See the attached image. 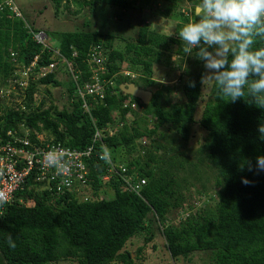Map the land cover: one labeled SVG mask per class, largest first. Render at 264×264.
Instances as JSON below:
<instances>
[{
    "label": "trees",
    "instance_id": "trees-1",
    "mask_svg": "<svg viewBox=\"0 0 264 264\" xmlns=\"http://www.w3.org/2000/svg\"><path fill=\"white\" fill-rule=\"evenodd\" d=\"M151 1L91 0L84 4L98 3L126 10L134 5L143 8ZM167 1L171 3L160 15L179 21L175 36L154 32L141 22L137 37L123 50L114 49V37L98 30L63 33L58 38L57 47L73 70L83 71L81 81L88 78L82 59L97 44L105 50V78L120 73L123 64L126 70L137 74L136 79L120 78L113 89L116 94H108L104 105L95 106L91 114L99 128L115 123L114 111H118L126 124L116 137L106 142L114 159L140 167L147 179L142 197L124 190L120 183H99L95 179L94 199L78 202L62 197L52 203L46 193L35 194L28 185L17 197L33 199L34 205L14 202L0 215V264H57L68 259H76L80 264H134L132 253L124 247L139 234L146 235L145 244L152 241L156 224L173 261L203 252L209 253L210 264H264V171L256 166L257 158L264 157V133L260 132L264 127V95L250 96L246 90L245 96L235 102L225 101L211 86V98L196 121L195 113L202 98V61L187 59L188 67L178 80L179 88L173 87L174 83L167 85L153 79L154 64L168 66L172 54L182 58L186 54L178 33L189 18L172 13L180 2L198 3V0ZM82 6L80 3V10ZM27 24L34 31L41 30ZM31 35L24 20L0 16V87L5 85L12 70L10 50L26 64L40 53L41 47L33 43ZM259 47H264V38H256L254 48ZM73 52L78 58H72ZM43 62L49 63L47 53ZM126 82L153 90L149 104L123 95L119 85ZM39 85L59 87L62 83L50 75L29 86L25 102L28 112L0 103V144L5 141L7 131L24 123L32 135L45 134L72 148L85 149L94 133L90 117L83 114L78 102L61 111L31 109ZM177 92L182 99L173 101L172 95ZM129 99L136 103V111L122 109V103ZM151 119L154 125L149 127ZM196 123L206 137L192 155L179 151L170 144L167 134L160 132L167 126L186 141L190 127ZM138 139L149 140V146L139 145L142 155L135 145ZM100 171L93 170L92 177H97ZM187 179L200 183L203 194L213 192L215 197H208L202 211L188 215L178 224H168L173 213H185L189 208L186 185L193 183ZM242 179H247L249 184H243ZM210 180L213 184L208 188ZM106 190L111 192L109 198L98 196L100 191L107 195ZM9 237L15 247L10 246ZM142 250L139 248L138 253Z\"/></svg>",
    "mask_w": 264,
    "mask_h": 264
},
{
    "label": "built area",
    "instance_id": "built-area-1",
    "mask_svg": "<svg viewBox=\"0 0 264 264\" xmlns=\"http://www.w3.org/2000/svg\"><path fill=\"white\" fill-rule=\"evenodd\" d=\"M4 15L11 19L24 20L14 0H0V16ZM25 27L30 30L33 43L41 47V51L27 64L19 61L16 52L9 51L12 70L5 80V85L0 87V103L5 106H16L28 112L25 102L29 86L50 75L56 78L57 72L63 68L72 87L68 96L69 103L70 105L79 103L83 114L90 117L94 133L85 149H77L41 133L35 132L32 135L24 123L7 131L5 141L0 144V215L7 205L14 202L28 207L34 205L33 199L17 197V194L23 192L28 185L29 188L33 187L35 194L46 193L52 203H56L62 197H66L67 201L74 199L78 202L94 199L95 179L99 183L112 181L120 183L124 190L141 198L147 179L142 176L140 167L114 159L106 142L109 138L116 137L126 124L120 119L118 111H114L115 123L99 128L91 114L95 106L104 105L108 94L111 96L116 94L113 89L120 78L136 79L137 74L123 70L109 79L105 78L107 71L105 50L103 46L97 44L92 45L82 59L88 78L81 81L83 71L73 70L60 49L49 43L43 31L32 30L26 22ZM45 53L49 56L48 64L43 62ZM72 58H78L76 52H73ZM36 94L33 95L31 109L35 105ZM121 107L137 110L136 103L131 99L123 102ZM127 124H130V121ZM135 145L142 155L140 146H147L146 140L138 139ZM46 153L51 155L46 156ZM93 170L94 172L101 170L95 178L92 177ZM98 196L100 197L99 194ZM179 214L181 218L179 217L178 223L184 216L183 212ZM168 224L172 223L168 221Z\"/></svg>",
    "mask_w": 264,
    "mask_h": 264
},
{
    "label": "rangeland",
    "instance_id": "rangeland-1",
    "mask_svg": "<svg viewBox=\"0 0 264 264\" xmlns=\"http://www.w3.org/2000/svg\"><path fill=\"white\" fill-rule=\"evenodd\" d=\"M91 0H14L16 6L20 10L23 18L29 24H32L34 28H39L43 31L48 41L52 46H58L59 37L63 33L69 32H89L98 30L103 35H112L114 37L113 48L117 50L125 49L129 41H134L138 34L139 26L141 22L145 23L149 29L154 32L161 33L167 36H175L176 27L179 21L173 17L164 18L160 15L161 11H164L167 5L170 4L167 0H152L150 5L139 8L137 5L130 6L128 9L123 10L121 8L94 3L93 5L84 4ZM83 4L81 10L79 4ZM178 3V2H177ZM195 4L190 3H178V7L172 13L180 16H188L189 20L192 18V12ZM145 21V22H144ZM198 59L194 56V52L191 54H185V57H179L172 54L169 65L154 64L153 65V79L158 82H164L167 85H171L175 82L173 87L179 88V79L182 76L187 66V59ZM201 61V60H199ZM123 70L125 64H123ZM203 65V62H202ZM204 67V66H203ZM206 69L204 68V75ZM56 80L62 83L59 87H53L51 85H39L37 88V94L35 98L34 109L42 108H56L57 111L62 109H69V93L70 89L69 76L65 69L62 68L57 72ZM148 91H153L147 89ZM211 86L203 84L202 98L199 101L197 112L195 113V119H200L201 111L204 105L211 98ZM177 90H175L176 92ZM152 93V92H151ZM181 94L179 92L172 95L173 101H180ZM149 127L154 125L153 119L149 121ZM160 129V132H164L168 136L170 144L177 146L179 151H183L185 154L192 155L191 152L199 150L201 144L206 137V133L201 129L198 124H194L190 127L188 133V140L184 141L178 134H173L166 128ZM171 138L175 139L174 142L170 141ZM158 139V138H157ZM159 140V139H158ZM162 144H167L164 140H160ZM149 146V140H146ZM125 157V154L122 153ZM211 178V177H210ZM209 178V179H210ZM185 196L187 198L186 204L189 206L187 212L183 215L185 219L190 214H195L197 211H202L205 205L208 203L209 196L215 197L214 193L208 195L202 193L201 184L193 182L187 179ZM212 181L207 184L210 188ZM108 194H103L100 191L99 195L102 198H109L111 192L106 190ZM210 203V202H209ZM193 209H190L192 208ZM187 207V206H186ZM180 213H182L180 211ZM179 212L173 213L168 219L172 224H178ZM153 239L145 244V234H139L132 238L124 247V250L132 253V259L134 264H210L209 253H193L187 259L181 258L178 261H173L170 257L168 249L166 247L165 239L161 233V230L156 225H153ZM143 248L141 253H138L139 248ZM57 264H80L76 259H68L58 262ZM122 264V263H112Z\"/></svg>",
    "mask_w": 264,
    "mask_h": 264
},
{
    "label": "clouds",
    "instance_id": "clouds-1",
    "mask_svg": "<svg viewBox=\"0 0 264 264\" xmlns=\"http://www.w3.org/2000/svg\"><path fill=\"white\" fill-rule=\"evenodd\" d=\"M192 16L178 36L183 53L195 52L203 62L201 83L216 88L225 101L235 102L246 90L250 96L264 95V47L254 48L256 38H264V0H198ZM256 166L264 171V157ZM9 243L15 247L11 237Z\"/></svg>",
    "mask_w": 264,
    "mask_h": 264
},
{
    "label": "water",
    "instance_id": "water-1",
    "mask_svg": "<svg viewBox=\"0 0 264 264\" xmlns=\"http://www.w3.org/2000/svg\"><path fill=\"white\" fill-rule=\"evenodd\" d=\"M119 90L125 96H130L140 100V102L144 105H148L152 97V93L150 91L144 90L134 83H121L119 85Z\"/></svg>",
    "mask_w": 264,
    "mask_h": 264
},
{
    "label": "crops",
    "instance_id": "crops-1",
    "mask_svg": "<svg viewBox=\"0 0 264 264\" xmlns=\"http://www.w3.org/2000/svg\"><path fill=\"white\" fill-rule=\"evenodd\" d=\"M171 3V2H170ZM185 3H188V2H185ZM173 83H175V82H172L171 84H173Z\"/></svg>",
    "mask_w": 264,
    "mask_h": 264
}]
</instances>
